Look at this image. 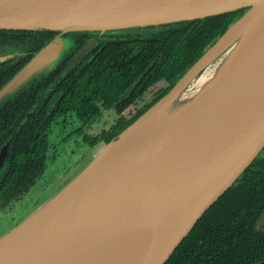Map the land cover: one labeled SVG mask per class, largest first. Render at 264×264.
Listing matches in <instances>:
<instances>
[{
  "label": "water",
  "instance_id": "obj_1",
  "mask_svg": "<svg viewBox=\"0 0 264 264\" xmlns=\"http://www.w3.org/2000/svg\"><path fill=\"white\" fill-rule=\"evenodd\" d=\"M240 9L244 15L163 99L0 238V264H165L264 150V0H0V30L58 32L0 90V102L64 59L69 31ZM89 48L90 43L69 68ZM228 49L214 72L193 84ZM19 51L0 55V63L25 56ZM10 147L7 142L0 150V179ZM179 203L177 223L160 228Z\"/></svg>",
  "mask_w": 264,
  "mask_h": 264
},
{
  "label": "trees",
  "instance_id": "obj_2",
  "mask_svg": "<svg viewBox=\"0 0 264 264\" xmlns=\"http://www.w3.org/2000/svg\"><path fill=\"white\" fill-rule=\"evenodd\" d=\"M245 12L246 9H240L192 22L187 29L191 32L189 35L186 30L179 31L174 37L178 42L175 46L196 49L193 59L181 69V74L190 69ZM19 32L37 38L36 51L57 36L54 31ZM28 61L13 64L6 69L9 71L7 75L0 73V89ZM97 65L95 63L94 69L80 65L61 78L68 66L65 55L41 85L42 92L50 87L53 89L47 110L27 118L32 104L18 102L6 115L0 114V150L11 141L10 158L0 179V208L20 200L46 173L54 150L49 130L68 115V110L76 112L78 121L85 127L95 120L98 112L92 98L105 94L111 98V104L115 103L113 89L118 76L112 70ZM100 89L101 92L98 91ZM116 136L109 137L106 143ZM263 215L264 155L261 154L204 214L165 264H264Z\"/></svg>",
  "mask_w": 264,
  "mask_h": 264
},
{
  "label": "flooded vegetation",
  "instance_id": "obj_3",
  "mask_svg": "<svg viewBox=\"0 0 264 264\" xmlns=\"http://www.w3.org/2000/svg\"><path fill=\"white\" fill-rule=\"evenodd\" d=\"M207 18L209 17L139 27H120L106 31L74 30L65 34L68 38V53L66 54L68 73L80 65L94 69L95 63H97L99 64L97 66L112 70L113 74L118 76L113 89L114 104H111V98L105 94H99L92 98L98 111L92 123L99 118L108 119L110 117L126 119V121L115 130L105 128L106 130L101 131L100 135L107 134L109 131H113V133L103 140L101 137H97L88 146H98L101 142L106 144L109 137L120 134L125 130V127L133 123L132 120L141 117L179 83L193 67L181 74V69L193 59L196 49L175 46V43L178 42L174 40V37L179 31L185 30L189 35L191 32H188L187 29L191 27L190 23ZM19 31L35 32L31 30H0V54L9 53L15 48L23 49L27 46L30 48L25 56L0 63V73L3 75L9 74V71H6L7 68L21 60H30L32 55L38 51L34 50L37 38H30L31 34ZM55 34L58 35V32L55 31ZM89 43L90 48L84 57L74 67L69 68L77 54ZM218 60L216 58L202 69L192 81L194 82L203 75ZM52 73L53 71L40 73L38 77L19 88L14 94L7 96L0 102V114L6 115L9 109L18 102L23 105L32 104L26 114L27 118L39 115L41 110H47L46 105L53 89L50 87L42 92L41 85ZM45 87L43 88L45 89ZM98 91L101 92V89ZM72 117L79 118L76 112L68 110V118ZM92 123L85 127L80 123V133ZM52 132L53 126L49 130L50 134ZM85 137L84 142L88 143V136ZM261 154L264 155V153ZM261 225H264V215Z\"/></svg>",
  "mask_w": 264,
  "mask_h": 264
},
{
  "label": "rangeland",
  "instance_id": "obj_4",
  "mask_svg": "<svg viewBox=\"0 0 264 264\" xmlns=\"http://www.w3.org/2000/svg\"><path fill=\"white\" fill-rule=\"evenodd\" d=\"M19 52L20 54L26 53L25 50H20ZM14 53H17V49H12L9 53L0 55ZM229 53L230 50L228 49L220 54L217 57L219 60L209 67L193 84L213 73ZM125 121L126 119H116V117L99 118L81 133L79 131L81 122L75 117L68 118L67 115L55 123L50 136V142L54 146V150L50 156L48 169L37 184L20 200L0 208V238L17 227L47 200L63 189L90 162L97 152L107 144L101 142L98 146H88L97 137H101V140H103L113 133V131H109L107 134L100 135L101 131L109 128L115 130ZM86 135L89 139L88 143L84 142Z\"/></svg>",
  "mask_w": 264,
  "mask_h": 264
},
{
  "label": "bare ground",
  "instance_id": "obj_5",
  "mask_svg": "<svg viewBox=\"0 0 264 264\" xmlns=\"http://www.w3.org/2000/svg\"><path fill=\"white\" fill-rule=\"evenodd\" d=\"M120 150H117L115 154H120ZM183 208V203H179L176 206H174L171 211L162 219L160 222V228L171 227V225H175L177 221L179 220L180 216L179 213L181 212Z\"/></svg>",
  "mask_w": 264,
  "mask_h": 264
}]
</instances>
